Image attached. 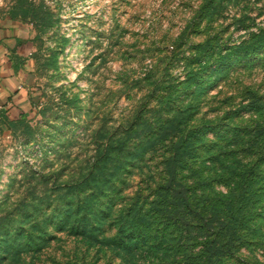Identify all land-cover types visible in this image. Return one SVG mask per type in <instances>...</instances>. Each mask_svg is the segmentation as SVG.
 I'll return each instance as SVG.
<instances>
[{"label":"rangeland","instance_id":"obj_1","mask_svg":"<svg viewBox=\"0 0 264 264\" xmlns=\"http://www.w3.org/2000/svg\"><path fill=\"white\" fill-rule=\"evenodd\" d=\"M4 24L0 264H193L210 241L264 264V0H0Z\"/></svg>","mask_w":264,"mask_h":264},{"label":"crops","instance_id":"obj_2","mask_svg":"<svg viewBox=\"0 0 264 264\" xmlns=\"http://www.w3.org/2000/svg\"><path fill=\"white\" fill-rule=\"evenodd\" d=\"M18 35L21 33L15 32L11 26L6 27L4 24L0 28V102L10 96L13 91L21 88L22 76L14 73L8 60L10 50L15 46V39ZM21 48V45L18 46L17 52L22 53Z\"/></svg>","mask_w":264,"mask_h":264},{"label":"trees","instance_id":"obj_3","mask_svg":"<svg viewBox=\"0 0 264 264\" xmlns=\"http://www.w3.org/2000/svg\"><path fill=\"white\" fill-rule=\"evenodd\" d=\"M26 12H31V19L34 21L38 20L37 18L40 17V12L38 14L33 9H27ZM167 170L169 175V181H171L175 170L174 162L169 163V165L167 166ZM167 188L171 191L174 196L181 198L183 204H185L188 209L191 210L187 192L184 187L176 188L172 186V184H169ZM203 251L205 255V260L203 262H195L193 264H212L213 260L225 253V250L222 245L216 243L215 241H210L206 243Z\"/></svg>","mask_w":264,"mask_h":264}]
</instances>
